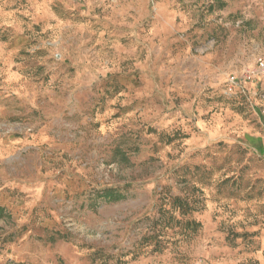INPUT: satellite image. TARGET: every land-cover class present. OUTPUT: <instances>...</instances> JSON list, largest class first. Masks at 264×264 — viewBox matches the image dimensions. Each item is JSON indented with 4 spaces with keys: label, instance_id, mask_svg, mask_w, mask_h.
<instances>
[{
    "label": "rangeland",
    "instance_id": "rangeland-1",
    "mask_svg": "<svg viewBox=\"0 0 264 264\" xmlns=\"http://www.w3.org/2000/svg\"><path fill=\"white\" fill-rule=\"evenodd\" d=\"M258 58L264 0H0V264H264Z\"/></svg>",
    "mask_w": 264,
    "mask_h": 264
},
{
    "label": "built area",
    "instance_id": "built-area-1",
    "mask_svg": "<svg viewBox=\"0 0 264 264\" xmlns=\"http://www.w3.org/2000/svg\"><path fill=\"white\" fill-rule=\"evenodd\" d=\"M257 73L264 76V58H258L257 60ZM237 78L233 75L229 77V87L236 84Z\"/></svg>",
    "mask_w": 264,
    "mask_h": 264
},
{
    "label": "trees",
    "instance_id": "trees-1",
    "mask_svg": "<svg viewBox=\"0 0 264 264\" xmlns=\"http://www.w3.org/2000/svg\"><path fill=\"white\" fill-rule=\"evenodd\" d=\"M105 196L108 197L109 199H120L121 196L120 195H117V194H114V191L113 190H107L105 192Z\"/></svg>",
    "mask_w": 264,
    "mask_h": 264
}]
</instances>
